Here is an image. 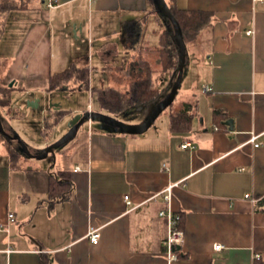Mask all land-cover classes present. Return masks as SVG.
<instances>
[{
	"label": "crops",
	"instance_id": "0c3cea01",
	"mask_svg": "<svg viewBox=\"0 0 264 264\" xmlns=\"http://www.w3.org/2000/svg\"><path fill=\"white\" fill-rule=\"evenodd\" d=\"M49 1L13 3L0 41V86L26 97L28 111L13 104L14 115L47 119L41 143L29 146L35 154L68 134L69 126L58 128L80 113L63 108L57 95L65 88L92 95L111 88L129 98L138 82L151 78L162 98L174 74L163 71L161 37L170 27L152 0H56L52 8ZM166 1L206 18L186 42L178 110L141 135L86 122L42 160L24 154L17 141L3 140L0 264H264V1ZM10 23L12 30L26 26L7 58ZM72 39L99 54L95 66L78 65ZM67 56L72 62L65 68ZM69 69H88L89 88L72 81L50 90L51 77ZM204 85L212 91L204 93ZM151 104L137 105L139 115L90 104L88 111L141 124ZM184 104L191 105V127L173 131L171 117ZM2 110L6 131L17 133ZM185 143L193 147L182 148ZM10 146L20 152L15 160ZM168 210L181 215L183 241L172 249L174 258L164 244L168 221L160 215ZM91 228L101 231L97 245L88 238ZM217 244L223 248L215 250Z\"/></svg>",
	"mask_w": 264,
	"mask_h": 264
},
{
	"label": "trees",
	"instance_id": "16d2710c",
	"mask_svg": "<svg viewBox=\"0 0 264 264\" xmlns=\"http://www.w3.org/2000/svg\"><path fill=\"white\" fill-rule=\"evenodd\" d=\"M171 10L182 28L185 43L188 40L195 38L204 25L206 19L205 14L197 11L189 12L187 10L176 9L173 7H171ZM165 21L169 25L170 29H167V31L161 37V48L159 52L163 64V71H176V75L174 76L176 79L179 65V52L177 44L174 40L171 23L167 19H165ZM4 24H2V27H4ZM3 33V28H1L0 41L3 37H5ZM72 81H78L81 83L82 87L88 89V69H82L80 71L69 69L52 76L50 81V90H55L57 88L66 86ZM94 93L97 94L101 108L104 111L110 114L119 115L120 112L126 111L128 108H136L137 105L142 106L153 103L159 97L160 90L154 86L151 78H147L137 83L135 95L129 98L111 88L97 90L94 91ZM11 94L12 90L9 88V86H0V111L2 109H7L8 111L10 110L12 104ZM191 120V105L184 104L178 113L172 115L170 120L171 129L173 131L189 130L191 127ZM5 139L7 138L2 133H0V143ZM9 153L12 158L20 155V152L11 146L9 147Z\"/></svg>",
	"mask_w": 264,
	"mask_h": 264
},
{
	"label": "rangeland",
	"instance_id": "374dc122",
	"mask_svg": "<svg viewBox=\"0 0 264 264\" xmlns=\"http://www.w3.org/2000/svg\"><path fill=\"white\" fill-rule=\"evenodd\" d=\"M20 1L21 0H0V29L3 28V31L5 30V27H2V24H6V16L8 15V12L10 11V9L14 8L13 7V3L18 2L20 5ZM8 17V16H7ZM15 25V23H10V29L11 27ZM17 26L10 31H13V36L12 38H7V43L8 47L6 48L8 56L7 58L10 57V54L16 50V45L17 42L21 40L22 38V33L25 30V26L26 24H16ZM9 34V33H8ZM8 36V35H7ZM151 39L155 40L158 42V38L157 36H155V33H151ZM71 43H73L75 45V47H77V45H79V50L75 53L74 58H78L79 63L78 65H80V67L82 66H95V61L94 60H98L97 56H99V54L97 53V55L95 53H91L92 51L90 50L89 44H87L86 42H79L75 41V40H71ZM71 50V49H70ZM69 47L66 48V51L70 52ZM72 52L74 51L71 50ZM56 53V52H55ZM96 55V58H95ZM93 59L92 61L89 60L88 58L91 57ZM70 56H67L68 61L67 62H63L64 65L63 67L67 68V66H69L71 64V60ZM55 61H58L55 59ZM99 66V65H98ZM100 67V66H99ZM2 69V65L0 64V70ZM176 71H174L173 77H172V83L175 81L174 76ZM96 76V79H98L97 74L94 73L93 77ZM95 79V80H96ZM146 79V78H145ZM93 82L95 83L94 79L92 80L91 84H93ZM94 86H96V84H93ZM90 86V85H89ZM181 88V87H180ZM91 90H92V86H91ZM63 94H59L57 95L60 99V101H62L63 103V108L68 110V111H72V110H80V113L86 112L88 111V105L90 104L93 109L95 110H99L101 108V104L99 102L98 96L97 94H93L85 91V90H80V89H64L63 90ZM119 92V91H117ZM120 93V92H119ZM179 95V94H178ZM24 97V94H22L21 92H15L13 91L12 93V104H11V113H7L5 111L2 110V116L4 118H6L7 122L14 127L17 130L18 135L21 137V139L24 142H28V146L31 147V145L33 146V144H40L41 140L43 138V136L45 135L44 133L46 131L43 132V128L45 123L47 122L43 116H39V115H28L27 118H21L19 116H15L14 115V108L12 107L13 104H15L16 106H21L22 109V113H25L26 111H28L27 108V103ZM29 98V97H28ZM178 104L177 102L173 103L170 107H168L157 119L156 121V125H162L163 122L165 120H167L170 116V114L172 112H175L176 110H178ZM136 108H128V112L135 114V112L137 113L136 115H139V112ZM73 118V117H72ZM71 118V119H72ZM71 119L64 121V124L61 123L60 127L58 128L60 131L63 128H66V126H69V123L71 121ZM59 126V125H58ZM62 132V131H61ZM11 156V155H10ZM20 155L15 156V158H11L13 160H15L16 158H18Z\"/></svg>",
	"mask_w": 264,
	"mask_h": 264
},
{
	"label": "water",
	"instance_id": "95a60500",
	"mask_svg": "<svg viewBox=\"0 0 264 264\" xmlns=\"http://www.w3.org/2000/svg\"><path fill=\"white\" fill-rule=\"evenodd\" d=\"M152 1L158 12L171 23L174 40L177 44L179 52V65L176 79L172 83L170 91L164 97H158L151 104L149 114L143 123L129 124L116 116L99 111H86L84 113H79L71 119L69 123L70 131L68 132V134H66L60 140L50 144L38 154L32 153L29 146L26 144V142L21 139V137L17 133L11 134L6 131L1 115L0 133H2L6 138L10 139L11 141H17L20 145V150L28 157L42 160L47 158L49 154H55L56 150H58L63 145L72 140L78 133L80 127L83 126L86 122L99 121L107 126L115 128L116 130L122 133L130 135H141L147 132L154 125L158 117L175 102V99L182 84L187 58V48L183 37V31L178 20L174 16L171 7L169 6L166 0ZM12 85L13 83L10 84V86ZM32 107H34V105H32ZM226 125L231 126L232 121H227Z\"/></svg>",
	"mask_w": 264,
	"mask_h": 264
},
{
	"label": "built area",
	"instance_id": "2783aa9c",
	"mask_svg": "<svg viewBox=\"0 0 264 264\" xmlns=\"http://www.w3.org/2000/svg\"><path fill=\"white\" fill-rule=\"evenodd\" d=\"M256 1H264V0H256ZM56 0H50L48 7L52 8L55 5ZM248 35H252L253 31H248L247 32ZM202 91L204 93H208L212 91V88L209 86L204 85L202 87ZM90 107V106H89ZM255 146H259V145H255ZM188 147H193L191 146L189 143H185L184 145H182V148H188ZM172 189L173 187H168L166 190V195H165V200L167 202H170L171 198H172ZM247 199H250L252 202H256V199H253L251 197V195H246ZM125 201L128 205L131 204L130 201V197L129 196H125ZM160 215L162 217H165L168 221V225H169V234L167 237V240L164 242V244L168 247L169 252L171 253V257H175V255L172 253V249L176 246L182 243L183 241V233L181 232V230H179L178 224L180 223L181 220V215L179 214H173V212L170 210L168 211H162L160 213ZM11 219H14V215L10 214L9 215ZM88 238L90 239L91 243L94 245H97L100 242V238H101V231L98 228H91L89 230L88 233ZM223 248V245L217 244L215 245V250H221Z\"/></svg>",
	"mask_w": 264,
	"mask_h": 264
}]
</instances>
